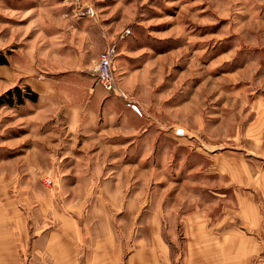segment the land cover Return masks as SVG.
<instances>
[{
  "label": "rangeland",
  "instance_id": "374dc122",
  "mask_svg": "<svg viewBox=\"0 0 264 264\" xmlns=\"http://www.w3.org/2000/svg\"><path fill=\"white\" fill-rule=\"evenodd\" d=\"M0 54V214L45 249L26 261L226 263L233 228L264 263V0H0Z\"/></svg>",
  "mask_w": 264,
  "mask_h": 264
},
{
  "label": "crops",
  "instance_id": "0c3cea01",
  "mask_svg": "<svg viewBox=\"0 0 264 264\" xmlns=\"http://www.w3.org/2000/svg\"><path fill=\"white\" fill-rule=\"evenodd\" d=\"M242 197L244 196L242 195ZM245 199H247V197ZM251 221L258 223L256 226H254L258 227L257 231H261L259 227H264L262 216ZM253 222L249 224L251 227L253 225ZM26 227V218L19 216L14 217L9 215L4 217L2 216V213L0 214V264H36L34 263L35 261L31 259H28V261H26V253L30 251L31 253L33 252L39 254V251L41 252L45 249H36L35 246H28L26 244L28 235ZM223 235L227 236V238L224 239V242L222 243L225 244L226 248L220 253V258L226 263L219 264H262L255 261L252 262V260L260 254L262 248L260 244L261 241L256 236L239 234L238 231L233 228H225L223 230ZM239 235L241 237H239ZM39 256L41 257V260H44L43 256H41L40 254Z\"/></svg>",
  "mask_w": 264,
  "mask_h": 264
},
{
  "label": "built area",
  "instance_id": "2783aa9c",
  "mask_svg": "<svg viewBox=\"0 0 264 264\" xmlns=\"http://www.w3.org/2000/svg\"><path fill=\"white\" fill-rule=\"evenodd\" d=\"M98 71V81L102 85V87L107 91H115V81L111 72V60L107 52L101 55L99 58V62L97 65ZM46 184L51 183V179L49 177L45 178Z\"/></svg>",
  "mask_w": 264,
  "mask_h": 264
},
{
  "label": "trees",
  "instance_id": "16d2710c",
  "mask_svg": "<svg viewBox=\"0 0 264 264\" xmlns=\"http://www.w3.org/2000/svg\"><path fill=\"white\" fill-rule=\"evenodd\" d=\"M6 59L3 54H0V64H5ZM25 91L21 89L18 86H14L12 89H8L5 93L6 97V103L9 105L14 104H22L25 102L26 99H29L33 102L37 101L38 94L31 90L29 86H24ZM4 98V96L0 95V98Z\"/></svg>",
  "mask_w": 264,
  "mask_h": 264
}]
</instances>
